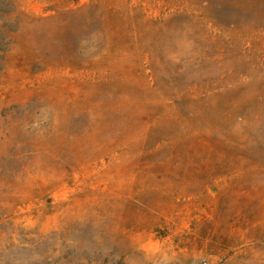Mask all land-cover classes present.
<instances>
[{
	"label": "rangeland",
	"instance_id": "rangeland-1",
	"mask_svg": "<svg viewBox=\"0 0 264 264\" xmlns=\"http://www.w3.org/2000/svg\"><path fill=\"white\" fill-rule=\"evenodd\" d=\"M0 264H264V0H0Z\"/></svg>",
	"mask_w": 264,
	"mask_h": 264
}]
</instances>
